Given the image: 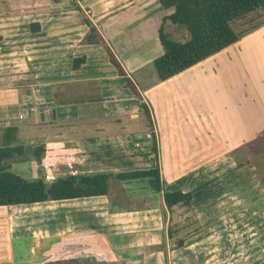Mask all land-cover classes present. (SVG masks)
<instances>
[{
    "label": "crops",
    "instance_id": "0c3cea01",
    "mask_svg": "<svg viewBox=\"0 0 264 264\" xmlns=\"http://www.w3.org/2000/svg\"><path fill=\"white\" fill-rule=\"evenodd\" d=\"M0 1L8 2V10L0 13V144L1 131L9 126L19 128L21 143L23 137L28 141L27 148L23 144L25 154L16 157L11 168L19 174L33 169L37 177L50 184L70 174L126 172L120 171L114 162L123 151H128L129 160L143 161L145 169L158 164L164 178L165 162L188 160L185 157L194 154L193 150L173 152V144H185L180 139L182 125L176 120L166 124L158 119V113L167 118L178 100L194 116V122L186 125L193 138L192 132H196L198 140L201 134L208 139L215 137L209 131L212 134L216 131L215 116L222 120L224 136L231 142H247L249 113L254 125L259 124L263 130L264 117L256 112L258 109L264 112V21L236 43L193 67L162 82L156 77L147 81L144 63H136L134 59H144L149 54L147 51L158 50L160 46L154 40L163 47L159 28L173 9L164 8L159 0H75L86 14L89 12V19L134 82L139 92L136 95L125 90V76L119 74L104 47L86 41L89 26L72 4L63 0ZM171 26L181 30L170 22L166 30ZM163 52L164 47L156 57ZM79 57H85V62L74 67L73 62ZM134 71L144 75L140 74L138 79L142 86L133 80ZM204 79L206 86L200 84L205 83ZM205 89L207 97H200ZM198 98L207 107L196 108L193 99L197 103ZM248 100L256 104L251 110ZM143 103L156 119L153 124L157 152L147 130ZM29 116L33 121L23 123ZM142 118L145 120L140 125ZM38 130L39 134L43 132L42 136L31 135ZM258 132L263 131H257L255 136ZM37 145L46 149L41 162L32 156ZM231 150L232 147L225 154ZM196 157L193 160L199 159ZM25 159L32 166H26ZM63 169L68 173L60 172ZM194 171L192 168L188 175L181 174L167 182V189H192L169 186L180 182L182 175L189 178ZM138 181L142 180L131 182ZM146 181L143 180L148 195L142 210L120 206L115 186L131 182L112 179L108 195L80 198L78 202L84 204V199L93 198L94 203L83 209H90L96 220L78 228H72L71 218L67 216L64 220L56 217L47 220L50 243L43 251L38 250L41 240L36 235V243L31 244L26 257L17 255L11 242L9 221L13 216L4 218V232L0 230V264H199L195 249L190 248L194 244L192 237L181 248H169V218L165 220L161 215L162 208L168 212L167 207L163 196L152 191ZM119 210H126L127 215ZM56 246L60 247L57 256ZM78 246L81 248L73 252Z\"/></svg>",
    "mask_w": 264,
    "mask_h": 264
},
{
    "label": "rangeland",
    "instance_id": "374dc122",
    "mask_svg": "<svg viewBox=\"0 0 264 264\" xmlns=\"http://www.w3.org/2000/svg\"><path fill=\"white\" fill-rule=\"evenodd\" d=\"M63 1L72 4L75 0ZM7 4V1H0V13L8 10ZM261 21H264V13H262V11L238 21L234 26H236L237 30L244 31ZM167 31H171L172 37L180 41H185L189 38L187 31L175 29V26L169 27ZM152 42H155L158 48L160 46L163 51V47L158 40ZM159 49L157 50L156 48L147 51L149 54L144 59H134L136 63H144V68L147 70V81H151L150 79L154 80L156 77L158 82H162L153 64V58L161 52ZM115 51H117V49ZM117 53H119L121 59H123V63L124 61L126 63L124 55L122 54V56L120 51ZM198 72L199 71L196 73ZM140 74L139 71H134L132 73L135 83H139V85L142 86V83L138 80ZM141 76L144 75L141 74ZM123 80L125 90L131 92L132 90L129 88L127 82L125 79ZM202 81L205 83L200 82V84L206 86L207 80L204 79ZM121 85H123L122 82ZM207 93L206 89L201 91L200 97L206 98ZM254 100L255 99H252V101ZM193 101L196 108L204 109L207 107L199 98L197 99V103H195L194 99ZM252 101L248 100L249 110L256 105L255 102ZM176 104L171 114L167 115V118H165L164 115L161 116V113H158V119L166 124L176 120L182 125L179 128V131L182 133L180 139H182L185 144L182 146L173 144V152H179L180 154L193 150L194 154L193 156H184L188 160H169L165 162L167 175H164V179L167 183L181 174L188 175L190 173L189 170L193 168L195 171L189 178L182 175L180 182L174 183V185L169 186V188L178 186L191 188L198 185L204 188L192 209L179 207L173 212H167L162 208V217L165 220L169 218V227L172 225L173 228L181 229L178 232L179 237L191 234L189 237H192V242H194V244L191 245L190 248L193 250L195 249V258L199 264H264V148L262 150L261 148L253 150L249 145L257 131L264 132V126L263 130L259 127V124L256 127L253 123V118L250 120L251 114L249 113L247 142L245 144L243 142L239 144V142H234V140L231 142L230 139L224 136V129L221 127L222 120L215 116L216 122H214L216 123V131L212 134V130H209L211 131V137H215L208 139L206 136V138H204L201 132L200 140H198L194 135L196 132H192L194 133L193 138L187 127L188 125H186L188 122H194V116L187 112L185 107L181 106L183 104L180 103L179 100ZM150 113L152 121L155 120L156 122L155 117L153 119L154 114L151 109ZM204 113L208 115L206 109ZM256 115H259L261 118L264 117L263 110L258 109ZM232 116L236 118V113H233ZM14 117L17 120L16 113ZM31 120L33 121L32 117L29 116L28 119L22 122L28 123ZM144 120L145 119L142 118L139 124L142 125ZM146 120L147 130L151 136L152 131L149 129V121L148 119ZM164 130L165 129L162 131ZM38 132L39 130L31 135H43L42 131H40V134ZM153 132L157 140L154 124ZM259 139L261 141V138ZM22 143L26 148L28 147L27 145L29 143L25 141L24 137ZM261 145L263 146L262 141ZM230 147H232V150L229 151V154H225ZM121 154L123 155H120L119 159L114 162L115 166L118 167L120 171H129L132 168L133 170L145 169L144 167L146 166L143 164V161L141 163H134L131 159L129 160L128 151L127 153L123 151ZM196 155L197 157L199 156V159L193 160ZM202 157L206 158L201 160L200 158ZM209 158L211 160H208ZM26 160L27 159H25V165L27 166L28 164L32 166L31 163H29V161L26 162ZM245 160H248L250 163L247 164V166L239 167L238 164ZM148 165L147 163V166ZM60 172L68 173V170L63 169ZM20 174L26 179H34L38 175V173L35 174L33 169L23 170ZM115 194L119 198L121 207L135 210L141 209V207L145 205L143 200L148 195L147 183L142 180L140 182L124 183L123 186L119 187L115 186ZM79 201L80 199L65 201L48 200L43 203L11 206L7 208L10 211H7V209H0V230L4 232V218L11 215L13 219L9 221V228L12 232L13 240L11 242L15 245V253L23 257L28 256L26 254L29 252L31 244L36 243L34 241L37 240L36 235H38L41 240L38 250L40 249L43 251V248L50 243L48 239L49 222L47 220H52V218L54 220V217H56L57 220H64V217L67 216L71 218L73 223L72 228H78L80 224L83 226L87 225L92 220H96L95 215L91 213L92 211L90 209H83L84 206H90L94 203L93 198L84 199V204L78 203ZM119 211H123V213L127 215L126 210ZM199 225L201 231L194 232L195 227ZM17 233L20 235L18 236ZM49 233L52 234V232ZM9 238H11V235ZM58 244L59 242L57 246ZM169 244L171 250L175 249L176 245L172 240H169ZM57 246L55 248V256L58 255L57 251L60 248ZM80 248L81 246L74 247L73 252ZM42 254L43 253H41V255Z\"/></svg>",
    "mask_w": 264,
    "mask_h": 264
},
{
    "label": "trees",
    "instance_id": "16d2710c",
    "mask_svg": "<svg viewBox=\"0 0 264 264\" xmlns=\"http://www.w3.org/2000/svg\"><path fill=\"white\" fill-rule=\"evenodd\" d=\"M159 2L164 8L173 9L170 15L163 18L159 28V38L164 47V52L153 61L161 81H165L231 46L248 31L254 30L263 23L262 21L258 22L244 31L237 30L234 26L238 21L246 19L254 13L261 11L264 13V0H159ZM72 7L81 12L83 20L89 26L86 41L89 44H101L104 47L119 74L125 76L129 88L136 95H139L134 82L127 77L122 65L89 19L85 10L76 1L72 2ZM168 22L187 31L189 38L185 41L172 38L170 32L166 30ZM33 26L34 24L31 25V28L34 30ZM84 62L85 57L76 58L73 66L78 67ZM143 111L149 121V129L152 131L153 150L157 152V140L153 132L150 109L144 103ZM259 138H261L263 146ZM1 139L0 208L43 203L48 200L64 201L108 195L112 179H114L122 182L147 180L152 191L163 196L167 210L173 212L179 207L192 209L204 188L198 185L189 190L167 189V183L158 164L149 169L115 174L108 172L70 174L60 176L50 184L40 177L26 179L11 169L14 159L25 154V146L19 137V128L17 126L4 128L1 131ZM249 145L253 150H258V148L262 150L264 148V132L257 133ZM45 152L44 145H37L32 151V156L41 162ZM249 163L248 160H245L238 166H247ZM180 230L173 228L172 225L168 229V236L175 243V249L185 246L187 238L191 235L179 237L178 232ZM200 231V225L195 227L194 232Z\"/></svg>",
    "mask_w": 264,
    "mask_h": 264
},
{
    "label": "built area",
    "instance_id": "2783aa9c",
    "mask_svg": "<svg viewBox=\"0 0 264 264\" xmlns=\"http://www.w3.org/2000/svg\"><path fill=\"white\" fill-rule=\"evenodd\" d=\"M76 1H78V0H76ZM88 13H89V12H88ZM88 13H87V14H88ZM32 109H33V110H36L35 108H32Z\"/></svg>",
    "mask_w": 264,
    "mask_h": 264
}]
</instances>
